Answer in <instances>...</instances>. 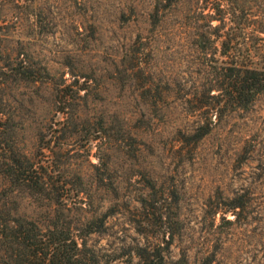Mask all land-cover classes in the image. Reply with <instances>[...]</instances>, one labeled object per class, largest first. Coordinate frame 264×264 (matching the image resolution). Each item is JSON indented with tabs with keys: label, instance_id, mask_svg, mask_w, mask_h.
<instances>
[{
	"label": "rangeland",
	"instance_id": "1",
	"mask_svg": "<svg viewBox=\"0 0 264 264\" xmlns=\"http://www.w3.org/2000/svg\"><path fill=\"white\" fill-rule=\"evenodd\" d=\"M209 10L200 0H0V66L20 54L37 76L45 67L52 76H3L0 102L17 125L15 143L41 160L38 133L54 121L52 144L63 154L51 161L88 189L69 197L71 216L108 214L103 231L87 237L99 264H200L208 256L264 264V93L247 109L221 100L220 56L197 46L200 30L210 32ZM240 11L237 27L229 14L213 24L235 32L242 51L264 54V2H243ZM70 83V92L86 88L75 98L78 122L105 130L58 124L56 94ZM101 162L117 193L97 186ZM5 184L0 177V191ZM153 184L168 195L169 225L138 201ZM235 197L243 206L229 212ZM21 212L43 220L47 211L24 197Z\"/></svg>",
	"mask_w": 264,
	"mask_h": 264
},
{
	"label": "trees",
	"instance_id": "2",
	"mask_svg": "<svg viewBox=\"0 0 264 264\" xmlns=\"http://www.w3.org/2000/svg\"><path fill=\"white\" fill-rule=\"evenodd\" d=\"M179 1L169 0L170 3ZM200 1L211 9L204 14L209 21L210 32L200 30L197 46L203 52L210 50L220 56L216 59L214 69L221 100H225L233 109H247L264 93V54L259 47L242 51L243 44L239 36L229 30L221 32L222 26L214 25L213 21L222 22L229 14L237 27L243 16L242 11L239 12L243 2L264 0ZM35 73L24 56L22 58L18 54L13 57L9 54L0 66V84L8 81L3 76L11 75L19 81L40 79L42 82H51L52 76L46 67L40 76ZM74 85L67 84L56 94V113L62 114V118L57 119L58 124L66 126L72 122L76 124V129H85L86 133L92 129L94 132L105 130L103 125L93 127L89 121L84 124L78 122L79 103L75 98L76 94L86 88L80 85L70 92L69 89ZM53 122L38 133V148L43 158L35 161L26 152L19 150L15 143L17 125L0 102V177L6 181L0 191V264H99L101 261L98 252L88 245L87 237L103 231L108 214L78 219L71 216L73 208L69 206V197L74 194L81 197L88 189L81 175L76 174V181H69L62 174L61 166L51 161L53 157L63 154L62 146L52 144L58 130ZM210 131L208 126L202 128L193 134V138L195 141L200 140ZM95 168L97 186L117 193L115 184L111 180L107 181L104 174L107 166L101 162ZM155 188L154 184L148 187L138 201L148 214H157L160 220L169 225L165 203L168 195H164L165 192L159 195L153 190ZM24 197L45 207L47 212L43 220L21 212V200ZM229 203L228 211L233 213L243 206L242 201L236 197L229 200ZM200 264H213V258L205 257Z\"/></svg>",
	"mask_w": 264,
	"mask_h": 264
}]
</instances>
